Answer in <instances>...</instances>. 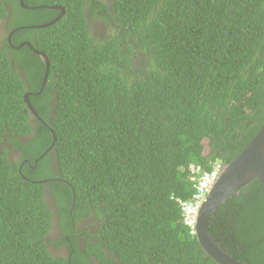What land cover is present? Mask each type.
<instances>
[{
  "label": "trees",
  "instance_id": "1",
  "mask_svg": "<svg viewBox=\"0 0 264 264\" xmlns=\"http://www.w3.org/2000/svg\"><path fill=\"white\" fill-rule=\"evenodd\" d=\"M15 1L0 0L3 13V4L19 11L11 27L54 12ZM56 1L67 16L36 43L50 60L48 85L29 97L46 122L37 130L20 70L36 93L44 63L0 40V264H92L88 254L98 264H217L180 205L194 194L191 167L227 163L264 121V0H111L100 8L118 28L100 38L85 33V0ZM31 13L38 17L24 18ZM42 179L66 221L95 212L98 234L83 229L84 250H49L54 212ZM208 229L236 260L264 264V187L254 181L234 194Z\"/></svg>",
  "mask_w": 264,
  "mask_h": 264
},
{
  "label": "flooded vegetation",
  "instance_id": "2",
  "mask_svg": "<svg viewBox=\"0 0 264 264\" xmlns=\"http://www.w3.org/2000/svg\"><path fill=\"white\" fill-rule=\"evenodd\" d=\"M18 5L21 7V9H29V10H34V9H38V8H49L52 9L54 12H49L46 17L45 20L39 23H24L23 20H21V22L16 25V26H12L11 24H13V21L16 17L19 16V11L14 7L11 8L6 4H3L2 7L5 10V13H3L2 11H0V14H2L0 16V40H1V46L5 45L4 40L7 42L8 47L11 49H20L24 46H27L26 43H30L32 47H28V49H30L33 53H35L37 56L40 57V59L42 60V62L44 63L43 59L41 58V56L38 54L37 51H40L41 53H43L46 58L48 59L49 63L50 60L46 54V52L44 50H42L41 48H39V46L36 44L37 41H41V40H45V37L42 35V33L39 30H44L46 28H48L51 25H54L55 23H59L61 22L62 18L67 16V7L65 5H62L60 2L56 1V0H52L53 3H49V4H39V5H27L25 3V0H16ZM15 1V2H16ZM110 1L111 0H85V8H84V18H85V33L90 37V38H100V37H109L111 36V34H115L116 30L114 29L115 27L118 28V25L116 26H111L110 24H108L105 20L104 17L106 16L105 10L102 7L105 3L107 6L110 5ZM91 4H93L94 8H92ZM16 5V3H15ZM43 6V7H37L36 6ZM49 6H53V7H49ZM31 7V8H29ZM62 7V8H60ZM110 7V6H109ZM103 14H105L103 16ZM110 16V15H108ZM36 17H38L36 14L31 13L29 17H24L27 18L28 20L30 19H35ZM51 24H49L48 26L45 27H37V25H41L44 23H49L52 22ZM113 21V20H112ZM110 21V22H112ZM118 21V20H117ZM25 29H29L25 32H22V30ZM22 32V33H21ZM79 33V32H77ZM58 37V36H57ZM47 41V40H45ZM52 43V42H50ZM37 53H36V52ZM12 58V57H10ZM13 61V58H12ZM45 66V64H44ZM37 72V81L39 79V71L38 69L35 70ZM50 71V69H49ZM20 73L22 75V78L25 82V89L26 92L23 94V100H24V95L30 93V95H37L35 92L31 91V81L32 78L31 76H25L23 70H20ZM49 76V74H48ZM48 76L47 78L44 77V73L42 76V79L40 77L41 83H40V92L41 90L44 89L45 86L48 85ZM45 81V82H44ZM38 91V92H39ZM39 92V93H40ZM30 95H28V97H30ZM55 96V94H53ZM25 102V101H24ZM39 103V102H38ZM32 104V103H31ZM52 105H54V102L52 103ZM27 106V105H26ZM33 106V104H32ZM34 110L36 111L38 118L35 116H29V120L31 121V123L34 125L33 128H35V130H37V126L39 123H43V125H46V122L43 120V118L39 115L38 111L35 109V107L33 106ZM30 114V113H29ZM53 115V111L51 112V116L48 117V119H52ZM54 132H52L53 135ZM34 133L30 134L29 136H20V140H22L23 142L28 141ZM43 134L40 133V136H42ZM53 139H55V137H53ZM8 148L10 147H15V143H8ZM52 147L49 146L47 148V150L45 151V153L47 151H49ZM13 154H15V158L17 161L20 160L21 156L20 154V150L18 148L15 149L14 152H12ZM44 153V154H45ZM53 153V152H52ZM41 157V156H40ZM55 159L53 158L52 161L50 162V164H48L49 166H52L54 172L56 173V175L58 176L56 179L61 181L63 180L60 177L59 171H58V166L54 161ZM27 161L26 159L21 161V165ZM28 165V164H27ZM30 166V164H29ZM36 167L33 166V169ZM36 182H39L40 184H44L45 185V199L46 201L50 202L51 204V208L53 209V216H52V221H53V226L52 228L48 231V233L46 234V240L48 241V246H49V250L55 255H59V256H63V257H67V255L71 254V250H72V245L73 242H77L80 243V248L82 250L85 249V247L87 248V234L85 232H83L84 230H87L89 233L93 234V235H97V224L99 222V219L97 218L95 212H91V214L89 216L84 217L83 219L80 220H75L73 218V216H69L70 219L72 220V222H68L66 221L67 216H64L63 214L60 215L59 210L57 209V205H61L60 203L54 202L53 201V193H52V189H51V184L49 182L48 179H42V180H38ZM70 215H72L70 213ZM59 222V223H58ZM62 223L63 224L62 226ZM84 229V230H83ZM65 239V243L62 244L60 246V242L63 241L62 239ZM89 240V239H88ZM91 242H95L96 240L93 238H90ZM103 250H105V248L103 247ZM92 253V252H91ZM90 256V262L92 264H98L96 261L95 256H91V254H88Z\"/></svg>",
  "mask_w": 264,
  "mask_h": 264
},
{
  "label": "water",
  "instance_id": "3",
  "mask_svg": "<svg viewBox=\"0 0 264 264\" xmlns=\"http://www.w3.org/2000/svg\"><path fill=\"white\" fill-rule=\"evenodd\" d=\"M37 7L43 6L40 5L35 8ZM51 23H53V21L37 25V27H45ZM26 45L32 47L30 43H26ZM37 52L44 61V77L47 78L50 63L43 53L40 51ZM39 92L36 94H39ZM28 95H30V93L24 95V101L27 105L28 111L31 116L38 118ZM53 137H55L54 133ZM254 181H257L264 187V121L240 152H238L230 161L223 164L216 181L204 197L198 211L194 232L196 240L205 255L209 256L217 264L244 263L236 260L221 247L209 231L208 221L234 194H238L244 187Z\"/></svg>",
  "mask_w": 264,
  "mask_h": 264
},
{
  "label": "built area",
  "instance_id": "4",
  "mask_svg": "<svg viewBox=\"0 0 264 264\" xmlns=\"http://www.w3.org/2000/svg\"><path fill=\"white\" fill-rule=\"evenodd\" d=\"M221 168L222 163L220 161L216 162L211 169L206 171L200 167H191V171L194 173V194L190 200L182 202V215L184 223L189 227V231L192 234L195 231L197 214L202 201L216 181Z\"/></svg>",
  "mask_w": 264,
  "mask_h": 264
},
{
  "label": "bare ground",
  "instance_id": "5",
  "mask_svg": "<svg viewBox=\"0 0 264 264\" xmlns=\"http://www.w3.org/2000/svg\"><path fill=\"white\" fill-rule=\"evenodd\" d=\"M182 202H181V205H180V207H181V211H182V214H183V209H182ZM198 215V214H197ZM183 216V215H182ZM183 223H184V220H183ZM185 224V223H184ZM186 225V224H185ZM196 226V225H195ZM186 227L189 229V227L186 225ZM190 230V229H189ZM195 232V231H194ZM194 234V233H193Z\"/></svg>",
  "mask_w": 264,
  "mask_h": 264
},
{
  "label": "clouds",
  "instance_id": "6",
  "mask_svg": "<svg viewBox=\"0 0 264 264\" xmlns=\"http://www.w3.org/2000/svg\"><path fill=\"white\" fill-rule=\"evenodd\" d=\"M220 162L222 163V161L220 160ZM224 163H222V166H223ZM192 234V233H191Z\"/></svg>",
  "mask_w": 264,
  "mask_h": 264
}]
</instances>
